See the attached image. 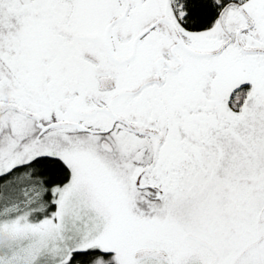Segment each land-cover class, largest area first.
Listing matches in <instances>:
<instances>
[{"label": "snow or ice", "instance_id": "snow-or-ice-1", "mask_svg": "<svg viewBox=\"0 0 264 264\" xmlns=\"http://www.w3.org/2000/svg\"><path fill=\"white\" fill-rule=\"evenodd\" d=\"M0 264H264V0H0Z\"/></svg>", "mask_w": 264, "mask_h": 264}]
</instances>
